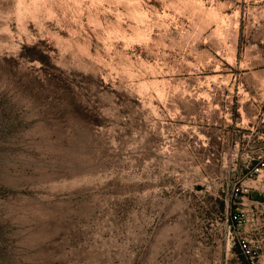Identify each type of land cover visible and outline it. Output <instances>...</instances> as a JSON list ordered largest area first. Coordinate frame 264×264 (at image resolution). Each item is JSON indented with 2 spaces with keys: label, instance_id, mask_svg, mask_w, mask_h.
I'll return each mask as SVG.
<instances>
[{
  "label": "rangeland",
  "instance_id": "rangeland-1",
  "mask_svg": "<svg viewBox=\"0 0 264 264\" xmlns=\"http://www.w3.org/2000/svg\"><path fill=\"white\" fill-rule=\"evenodd\" d=\"M264 264V0H0V264Z\"/></svg>",
  "mask_w": 264,
  "mask_h": 264
},
{
  "label": "trees",
  "instance_id": "trees-1",
  "mask_svg": "<svg viewBox=\"0 0 264 264\" xmlns=\"http://www.w3.org/2000/svg\"><path fill=\"white\" fill-rule=\"evenodd\" d=\"M233 250L237 251L238 254L240 255L241 260H242V264H253V261L249 258V256H247L243 253L241 243H238V244L235 243V247L233 248Z\"/></svg>",
  "mask_w": 264,
  "mask_h": 264
},
{
  "label": "built area",
  "instance_id": "built-area-1",
  "mask_svg": "<svg viewBox=\"0 0 264 264\" xmlns=\"http://www.w3.org/2000/svg\"><path fill=\"white\" fill-rule=\"evenodd\" d=\"M241 244H242L243 253L249 256V258L253 261V264H255L254 256L252 255L250 250L247 248V245L245 243H241Z\"/></svg>",
  "mask_w": 264,
  "mask_h": 264
}]
</instances>
